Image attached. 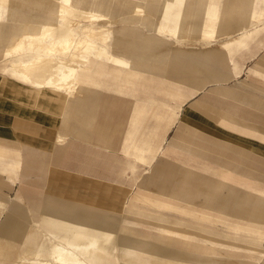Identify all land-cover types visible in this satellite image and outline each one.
I'll return each mask as SVG.
<instances>
[{"label": "crops", "instance_id": "obj_1", "mask_svg": "<svg viewBox=\"0 0 264 264\" xmlns=\"http://www.w3.org/2000/svg\"><path fill=\"white\" fill-rule=\"evenodd\" d=\"M157 1L159 0H145V2L150 5H157ZM171 2L174 4L176 0H171ZM238 2L239 0H234V4L228 2L227 5H224L220 16L215 12H209V14L206 13L207 16L200 22L191 21L186 23L188 24L187 26H192L194 31H199L201 34L203 32H213L215 30V19H219V17L220 19H225L219 22V26L227 23L230 26H234L231 30H227V36L231 34L232 38L229 39L225 36L223 39L216 40L218 44L212 45L213 47L208 46L210 47H207L208 49L206 47H197L195 51L186 52L187 58H189V60L192 59V64H195L196 67L199 68L198 71L202 73L201 76L194 77V79L201 80V82H198L196 89L193 91H189L188 89V92H184L183 90L180 91L179 89V68L177 59H173L178 51L176 50L174 54L173 49H171L170 67L164 65V61L161 58L163 57V50L161 48L163 46L162 43L165 42V40H170V42L173 43L174 41H178V39L172 36L169 39H164L161 37L162 33L157 32L154 28L148 31L144 28H139V24L134 23L135 19L125 13H123L122 16H116L110 13V17L117 19L118 22L112 23L114 21H111L106 24L112 30L111 37L107 40L108 50L109 48L115 49L111 41L116 43L120 42L117 44V48L120 50L119 52L123 53V56L120 57H123L122 59H124V61L132 59L134 66L131 67L136 70L128 69L125 66L117 68L123 69L124 73L128 74H131V72L136 74L138 72L140 74L139 77L133 79V83L129 84L107 81V83L97 84L96 87L90 85V87H88L90 91L85 94L86 97L84 101L86 105L84 109L82 111H76L71 119L73 124L75 123V126L80 129L77 133L70 132V134L65 135L69 132L62 129L61 126L54 128L47 123H42L32 118L30 119L29 117H18L13 113L4 114L0 111V202H2L1 192L4 190L3 186L15 188V186L18 187L20 184L19 179L15 176L17 173L14 172V175L12 173L4 174L3 172V159L1 157L8 151H15L14 153H16V151H19L20 147L27 148L24 153L25 164L23 168H25V173L21 179L24 183H21V185L28 187L35 183L30 180L27 181L28 177L32 175V170L39 169V165H41V169L43 170L46 166L47 163L44 159L45 155H47L49 159H51L50 157L52 155V160H55L57 163H62L66 168L65 172H61L53 167V170L59 175L58 178H54L53 180L57 179L59 181L64 179L66 181L67 170H84L82 164H79V160L77 159L78 151L82 149L83 145L92 147L91 144H94L93 148L97 149L98 154L100 152V154L103 155L101 159H96L97 163L95 169L98 171L103 170L101 174L99 172L96 173V176L102 180H106V182L114 180L113 171L115 169L124 170L137 168L140 170L145 169V173L148 174L149 180L155 178L156 181L154 182V186L173 185V171H177L180 168V164L182 168L187 165L186 169L188 171L186 175L190 172L189 170L194 171L198 169L203 171L204 183L202 184L210 186L205 192L208 191L210 194L215 195V197L209 201L212 207H214V203H220V209L223 207L227 209L234 206V210L241 211L240 213L236 212L229 214L224 210V216H242L247 220L250 219L252 223H255L260 218L262 219V216H264V166L260 167L257 158L253 156L257 154V149L254 151L251 149H244L242 140L247 141L249 145L264 148V99H257L254 101L255 105L258 107V111H255L239 109L237 105L231 102L221 101L217 97L219 94L228 93L230 97L237 99L240 95L237 91V87H245L248 85L255 87L251 81L239 79L244 70L248 76L264 79V30L259 31L255 26H238L235 23V17H238V15L240 16L242 13ZM205 3V0H197L196 4L199 5V7L191 13V16L200 17L202 13V11H200V6ZM102 10L100 12H102ZM164 13V19L166 21L173 11L166 10ZM175 16H177V14H175ZM230 18H232L233 21H231ZM184 23V21H179L177 24L175 23V26L171 23V28L176 29V26L178 27L180 24ZM157 24H151V26H156ZM220 29H223V27L221 26ZM231 31L235 32L237 36L230 33ZM125 42L130 44L125 45ZM139 42H142L139 46L133 44ZM219 43H222V45ZM245 47H248V50L246 49L247 51L244 52L243 50ZM112 54L116 55L115 53ZM127 58H129V60ZM255 58L257 59L256 63H259L261 66L253 65L247 67V65H245L247 61L254 60ZM204 71L206 74L203 73ZM230 80L236 81L234 83L235 86L227 87V85H225ZM206 88H208V92L204 93ZM241 101L242 97L240 98V102ZM195 102L206 105L205 111L209 112L208 115L213 120L217 121L218 124H214L215 128L212 129V134L209 133L210 135L193 132L189 136L191 140L188 138H186V140L183 139L184 143L193 146H188L186 151L181 152L179 148V139L183 137L181 136L180 138L179 131L175 129V124L179 118L180 108L182 107L181 109H183L186 105L192 106ZM247 103L254 106L251 102ZM188 108L189 107H187V109ZM215 108H218V112H214ZM259 111H261V113ZM234 113H238L241 118H250V124H241L231 120L230 117ZM155 114L160 116L159 123L155 127L150 124L152 122L146 123V130L149 133L147 138H149V140L146 141V150L141 149L138 154L140 155L139 158L141 161L149 157L150 160L145 164L141 162L134 163L131 162L130 159H127V157H123V165H115L114 154L115 151L120 149L116 140L119 136L117 135L115 139L109 141L114 131L110 129L107 131L94 129L98 132L97 138L105 142L102 145H97L96 139L89 135V133L94 132V130H88L87 126L84 128V125L77 122V118L83 115H85L88 122L95 117H97V121L101 123L122 122L123 126L125 125L123 127V138H131L132 133L138 129L134 122L143 119V117L146 121H152L155 118L150 115ZM126 123H130V135L128 134V129H126ZM98 125H100V123H98ZM138 130L140 133L143 131L142 128ZM59 134L65 139L61 142H56V138ZM141 137L142 136H139V138ZM164 137H166V139L170 137V141L169 143L167 142L166 145ZM4 138L10 140L3 141ZM13 142H16L19 146L12 145ZM160 144H162L163 147L159 150L157 157L151 160L152 154L157 152V147ZM126 146L125 142H123V147L125 148ZM220 154H225V157H220ZM17 156L18 155L13 159L11 158V162L14 161L15 163L16 158H18ZM197 156L199 158L196 160ZM35 163H38V166H36ZM145 165L147 169L143 167ZM164 177L166 179L168 177V180L165 181ZM47 179L49 183L51 182L54 185L58 184V182L51 181L52 179L49 176ZM126 183L127 182L124 181V184ZM191 184H196L194 179L188 183V185ZM176 185H181V187H179L180 190L177 189L179 190V192L176 191L177 198H173V200L188 203L187 200L182 199L189 197L187 193V188L189 186H185L184 179H182L181 182H177ZM65 194L66 193L54 196L60 197V200H66V198H64ZM136 200L138 199L131 197L130 199H121L119 203L116 205L113 204L111 208L103 209L97 206L96 208L119 212L122 211L124 207H133V202ZM75 202L89 206V204L83 202ZM223 202L225 206L221 205ZM0 213H3L1 209ZM2 215L0 217H2ZM249 226H236V228L239 227L238 231L228 230V228H231L230 226H212L209 228L203 226L202 228L203 230L208 229L209 233L218 234L244 233L245 229H251L252 231L250 232L252 233L259 234L260 232V234H264V225L252 224ZM20 228L25 230L21 237L22 240H19V233L18 235L16 233L21 231ZM31 229H33V226H31ZM29 230L30 229L24 228V223L17 220L15 215L9 212L3 215L0 221V249L2 245L6 249H11L10 261L14 258L15 254L25 246L29 239ZM14 233L18 238L14 237ZM154 234L159 235L157 233ZM16 240H19V242L23 244L21 248L9 246L12 242H18ZM255 240H257V242ZM252 244H259L260 248L252 246L251 250L253 251L244 253L243 248H234L235 250L228 251L226 248L222 249L224 247L221 246V243L219 249H217L211 243L207 244L204 242L203 264H229L226 262L227 259L235 260L236 262L233 264H243L244 260L254 261L253 263L246 264H259V260H262V264H264V256H262L264 255V236L253 237L251 240V245Z\"/></svg>", "mask_w": 264, "mask_h": 264}, {"label": "rangeland", "instance_id": "obj_2", "mask_svg": "<svg viewBox=\"0 0 264 264\" xmlns=\"http://www.w3.org/2000/svg\"><path fill=\"white\" fill-rule=\"evenodd\" d=\"M49 1L51 0H6L5 3L0 7L2 9L0 24H3V27L6 28L5 36L7 37L9 35L11 28L16 29L20 26L22 20H18V18H20L22 13H33L35 15L41 16L43 9L47 8L50 5ZM105 1H107L109 6L111 7L110 13H113L116 16H122L123 13L130 15V17L135 19L134 23L139 24V28H144L147 31L153 30V25L151 26V24H157L159 22L165 21L164 12L166 10H172L173 13L169 15L170 17L168 20H166L165 25L168 28H171V23L173 26H175V23L177 24L179 21L185 22L184 24H180L178 27L176 26V29L179 31V34H177L178 36H172L173 38L178 37V40L182 45L191 43L195 47L200 48L207 45L213 47L214 45L218 44L216 40L223 39L225 36H227V30H231V28L234 27L230 26L227 23L221 25L223 29H220L221 26H219V22L225 19H220L219 17V19H215V30L211 34L208 33L209 35L207 34L206 37L205 35L203 37L201 35V32L187 29L189 26L187 27L188 24H186L191 21L200 22L207 16L206 13L209 14V12H215L216 14H218V16H220L222 7L224 5H227L228 2H230V4H234V0H205L206 3L200 6V11H202V13L198 18L191 16V13L195 11L197 7H199V5L196 4L197 0H176L174 4L171 2V0H159L157 1V5H150L146 3L145 0ZM238 4L241 7L240 11H242V13L240 16L238 15V17H235V23L238 26H255L256 29H259V31L264 30V0H239ZM135 6H140V8H143V13H145V16H143L142 13H138L135 10ZM175 14H177V16H175ZM230 20L233 21L232 18H230ZM117 22V20H114V22L112 23ZM79 33L82 34L81 32ZM230 33H233L237 36V34L233 31H231ZM201 36L202 39H200ZM161 37L164 39L171 38L170 35H167V32L162 33ZM106 42L108 43V41ZM170 43V40H165V42L162 43L163 46L161 47L163 50V57L161 58L164 61V65H166L167 67H170L171 65V50L169 48L166 49V47ZM113 45L115 49L109 48L111 56L114 59L123 58L120 57L123 56V53L119 52L120 50L117 48V44ZM246 49L248 50V47H245L243 51H247ZM24 51L25 54H22L20 58L28 57L31 54V50L29 48H25ZM21 53L24 52L22 50H18L16 51V53L12 52V54ZM112 53H115L118 56L113 55ZM11 58L13 57L5 55L4 45L2 46V44H0V111H2L4 114L13 113L18 117H29L30 119L32 118L36 121L47 123L54 128L61 126L60 112L62 110V103L56 102L55 104H53L51 100L44 98V96L52 93V88H44L45 92L43 91V95H41V93L36 94L37 92L34 91L36 88L34 89V87L29 83H24L25 81H23L20 76L13 74L8 69L9 60ZM127 59L129 60V58ZM173 59H177L178 63V81L180 91L183 90L184 92H188V89L189 91H193L194 89H196L198 82H201V80L199 81V79H194V77L201 76L202 73L196 71L195 65L193 66L192 64V59L189 60V58H187L186 55L181 52H177V55ZM256 60L257 59L255 58L254 60L247 61L245 65H247V67L253 65L261 66L259 63H256ZM109 63L110 66H113L115 64L114 62H112V60ZM98 69L100 71V76L98 77V79L95 78L93 80H86L84 82L85 84L96 87L97 84L112 81V72L109 76L107 75V73L109 71L108 69L114 70L113 68H110L108 64H103L100 65ZM116 69L120 72V75L117 76L118 80H116L115 82H119L121 84L133 83V79L139 77L140 75L137 72L135 74V77L128 79V73H124L123 69H118L117 67ZM239 79L251 81L253 85H255V87L252 85L237 87V91L240 94L239 98L237 97V99L230 97L228 93L217 95L218 99L224 102H231L237 105V108L239 109L258 111V107L255 105L254 101H256L257 99H264V79H260L254 76H248L245 70L242 72V75L241 77H239ZM235 82V80H230L225 85H227V87H230L233 86ZM207 92L208 88L205 89L204 93ZM61 96L63 98L65 95L61 94ZM241 97L242 101L240 102ZM247 102H251V104L254 106H251ZM187 107L189 108L187 109ZM205 107L206 105L200 102H195L192 106L186 105L183 109H181L182 107L180 108L179 118L178 121H176L175 129L179 131L180 138L181 136L183 137L179 139V148L181 152L186 151L188 146H193L188 145V143H184L183 139H190L189 136L193 132L210 135L213 133L212 129L215 128L214 124H218L217 121L213 120L208 115L209 112L205 111ZM214 112H218V108H215ZM259 112L261 113V111ZM150 116L154 117L155 119H153L152 121H146L143 117V119L134 122L135 126H137L138 129L142 128L143 131L142 133H140L137 129L132 133L131 138H123V127L125 125L123 126L122 122L101 123L97 121V117H95L93 118V120H89V126H87V128L88 130L95 129L107 131L110 129L114 131V134L110 137L109 141L115 139L117 135L119 136V138H117L116 140L118 142V145L120 146V149L115 151L114 154L115 165L122 166L123 157H127V159H130L131 162L134 163L141 162L142 164H145L150 160L149 157L141 161L139 158L140 155L138 154L139 150H146V141L149 140V138H147L149 133L146 130V123L152 122L150 124L155 127L156 125H158L160 120V116L158 114ZM230 118L231 120L241 124H250L251 120L250 118H241L238 113H234ZM98 123H100V125H98ZM83 127L85 128V125ZM126 129H128V134L130 135V123H126ZM95 130L94 132H90L89 135L96 139V142L98 143L97 145L104 144V140L97 138L98 132ZM139 136H142V139L139 138ZM6 140L10 139H3V141ZM164 140L166 145L167 142L169 143L170 137L168 139L164 137ZM123 142H125V145H127L125 148L123 147ZM131 142H134L133 145ZM12 145L19 146L16 142H13ZM91 145L92 147L83 145L82 149H80V151H78L77 153L79 164H82L84 170H67L66 181L64 179H61L59 181L57 179L53 180L54 178H58L59 176L58 173L53 170V167L60 170L61 172H65L66 168L62 163H57L55 160H52V155L50 157L51 159H49V157L45 155L44 159L47 163L46 166L43 170L41 169V165H39V169L32 170V175L28 177L27 181L30 180L35 183L29 185L28 187H24L25 185H21V183H24L21 181V179L23 178L22 176H24L25 173V168H23L25 164L24 153L27 148L20 147L19 151H16V153H14L15 151H8L7 153H5L1 157L3 159V172L4 174L12 173L14 175L15 173H17L15 176H17V179H19L20 184L18 187L15 186V188L4 186V190L1 192L2 202H0V209L3 213H0V216L9 212L12 215H15L17 217V220L24 223L25 229H30L32 226L31 222L39 220L38 207L43 202L45 195L49 193L57 196L59 194L66 193L64 198H66L67 201H78L95 207L97 206L103 209H107L109 207L111 208L113 204L116 205L117 203H119L121 199H130L132 195L134 196V192H141L143 195H146L148 197H162L169 199L177 198L176 191L179 192V187H181V185H176V183L179 181L181 182V180L184 179L185 186H189L187 188L189 197H185V199H182L187 200L188 202L183 208V212L177 209H167L164 207L163 209L155 204L150 203L148 200H136L135 202H133L135 209L131 213L124 212L121 214L122 224H126L127 226L131 225V228L130 226L127 228V233L129 234L125 233L124 236L132 241V245L134 246L137 253H140L141 255L149 258L147 255L149 249L146 245V239L139 237V235L134 234V232L132 233V230L135 231V229L143 230L148 234H159L160 238L162 239V245H165V247H170V249L173 250L174 256L176 255L174 258L177 260H188L190 262L189 264H203L204 242L207 244L211 243L217 249H219L221 243V246L224 247L222 249L226 248L228 249V251L235 250L234 248H243L244 253H250L251 251H253L251 250L252 246L255 248H260L259 244L251 245V240L253 237H261L264 236V234L252 233L250 232L252 231L251 229H245L244 233L226 234L209 233L208 229L203 230V226H205L206 228L212 226H230L231 228H228V230L230 229V231H238L239 228H236V226H242V224L243 226H249L251 224L264 225V216H262V219H258V221H256L255 223H252L250 219L247 220L242 216H223L224 210H226L229 214L236 212L240 213L241 211L234 210V206H231L227 209H225L224 207L220 209V203H214V207L210 205L209 201L212 200L215 195L210 194L208 191L205 192V190L210 186L202 184L204 183V173L202 170H189L190 172L186 175L188 171L186 169L187 165L182 168V165L180 164V168L177 171H173V185L154 186V182L156 181L155 178L149 180L148 174L145 173V169H115L113 171L114 180L106 182V180H102L101 178H98L96 176V173L99 172L101 174V171L103 170L98 171L95 169V165L97 163L96 159H101L103 155H101L100 152L98 154L97 149L93 148L94 144ZM242 145L244 149H251L253 151L257 149V154L253 156L257 158L259 163L258 165L260 167L264 166V148L249 145L245 140H242ZM162 147V144L157 147V152L152 154L151 160H153L154 154L158 155L159 150ZM16 155H18V158H16L15 163L14 161L11 162L12 159L16 157ZM220 157L224 158L225 154H220ZM198 158L199 157L197 156L196 160ZM35 164L36 166H38V163ZM143 167L147 169L146 165ZM48 176L51 177V181L58 182V184L54 185L51 182L49 183V181H47ZM164 179L165 181H167L168 177L167 179L164 177ZM192 179H194L196 184L188 185V183L191 182ZM124 181L127 183L124 184ZM221 205L225 206L224 202ZM3 215L2 217H0V221L3 218ZM9 246H17L21 248L23 244L21 242H12L11 244H9ZM172 247L175 249H172ZM176 248L179 250H177ZM10 250V248L6 249L2 245V248L0 249V264L9 263L11 258ZM181 251L182 253L183 251L185 253H188L189 256H192V258L188 257L187 259H185V253H183L184 256L177 255ZM226 262L229 264H233L236 261L233 259H227ZM253 262V260H244L243 264ZM129 263L136 264L133 262H124V264ZM259 264H262V260H259Z\"/></svg>", "mask_w": 264, "mask_h": 264}, {"label": "bare ground", "instance_id": "obj_3", "mask_svg": "<svg viewBox=\"0 0 264 264\" xmlns=\"http://www.w3.org/2000/svg\"><path fill=\"white\" fill-rule=\"evenodd\" d=\"M5 1L0 0V7ZM49 3L50 5L43 9L41 16L33 13H22L18 18V20H22V23L16 29L11 28L7 37L5 36L6 28L0 24V44L4 45L5 55L13 57L9 60L8 69L13 74L20 76L25 81L24 83H29L34 89L36 88L34 90L37 92L36 94L41 93L43 95L44 88H52V93L44 96V98L51 100L53 104L62 103V110L60 109L61 127L69 132L65 134L68 135L70 132L77 133L80 131L71 119L76 111L84 109L86 105L85 94L90 91L88 89L90 86L84 82L98 79L100 76L98 67L100 65L108 64L110 68L114 69H108L107 73L109 76L112 72L113 82L118 80L117 76L120 75L116 67L125 66L131 70L136 69L131 67L134 66L132 59L129 61H124L122 58L114 59L108 50L106 41L111 37L112 30L106 24L117 19L110 17L111 7L107 1L51 0ZM101 10L102 12H100ZM135 10L145 16L144 9L140 6H135ZM1 15L2 9L0 8ZM165 22H159L153 26L154 30L160 33L167 32V35L170 36L179 34L177 29L168 28ZM187 29L193 30V27L189 26ZM208 33L211 34L212 32H203L201 35L206 37ZM227 37L230 39L232 35ZM119 43L111 41L113 47V44ZM124 44L129 45L130 43L125 42ZM133 44L139 46L142 42ZM219 44L222 45V43ZM25 48H29L31 54L28 57L20 58L22 54H25ZM168 48L173 49L174 54L177 50L184 55L187 54V51L197 49L191 43L182 45L179 40L170 43L166 49ZM18 50H22L24 53L12 54ZM111 60L115 63L113 66H110ZM195 69L198 71L199 68L196 67ZM203 73L206 74L205 71ZM132 77H135V74L131 72L128 79ZM61 94L65 96L62 98ZM77 122L89 126L85 115L78 117ZM64 139L60 134L56 138L60 142ZM156 157L157 154H154L153 160ZM132 197L143 201L148 200L161 208L177 209L182 212L187 204L169 198L148 197L141 192H134ZM59 198L52 194L45 195L43 202L38 207L39 220L31 222L33 229L30 228L28 231L29 239L8 264L190 263L188 260L175 259L176 255L174 256L173 250L162 245V239L159 235L148 234L140 229L132 230V233L134 232L139 237L146 239L149 258L135 251L132 241L124 236L128 232L127 228L129 226L131 228V225L127 226L121 222V214L124 212L131 213L135 207L127 206L119 212L109 211L75 201L60 200ZM24 232V229L16 232L17 235L19 233V240H22L21 237ZM14 237L18 238L16 234ZM19 240L16 241L19 242ZM255 241L257 242V240ZM172 249L175 248L172 247ZM183 253L185 252L183 251ZM183 253L181 251L177 255H186L185 259L192 258L188 253L184 255Z\"/></svg>", "mask_w": 264, "mask_h": 264}]
</instances>
